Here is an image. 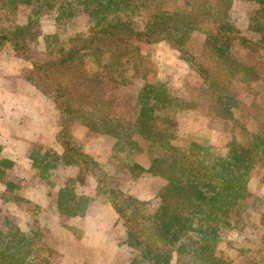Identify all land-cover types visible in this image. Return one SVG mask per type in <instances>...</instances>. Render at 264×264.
<instances>
[{
  "label": "trees",
  "instance_id": "obj_1",
  "mask_svg": "<svg viewBox=\"0 0 264 264\" xmlns=\"http://www.w3.org/2000/svg\"><path fill=\"white\" fill-rule=\"evenodd\" d=\"M175 2L143 0L141 8L151 10L149 20L134 30L125 23L109 21L115 4L126 9L132 0H0L1 10L26 7L30 12L26 24L0 30V56L6 51L16 58H27L35 46L43 50L42 60L32 61L33 76L27 80L52 95L59 113L57 140L63 150L59 153L53 148L34 147L30 158L38 169L40 183L55 194L60 215L84 217L91 201L78 193L76 184L59 187L57 170L73 167L79 170L78 184L84 185L90 176L96 182V196L110 198L125 229L128 264H173L176 255L200 264H232L229 255L218 251L221 230L240 221L238 210L249 195L251 174L264 148V136L248 133L245 141L234 138L222 150L194 140L180 142L169 127L173 117L191 107L188 101L144 89L139 95L144 120L133 123L114 117L102 98L105 57L110 59L114 83L123 86L146 73L142 45L167 42L216 94V115L238 127L237 95L252 82L264 88V0H189L186 9L179 12L170 8ZM238 2L253 5L248 14L249 28L259 37L255 41L242 37L233 22L231 13ZM43 18L51 19L54 30L40 36L34 27ZM79 19L87 23L88 34L68 36L66 26ZM192 34L205 35L209 48L230 69L234 68L233 75L241 85L239 92L230 93L225 86L214 83L209 71L189 53L185 45ZM235 41L253 55L249 65L236 62V57L234 60L230 50ZM255 108L253 118L264 130V105L256 101ZM73 120L121 137L140 134L150 142L154 151L145 171L164 182L158 192L161 206L157 213L149 215L144 201L116 187L99 156L75 143L69 131ZM1 151L0 146V182L7 192L14 193L18 188L12 178L14 163L2 157ZM13 197L14 202L20 200L15 194ZM30 206L28 211L35 218L30 234L22 231L0 206V264H55L58 252L45 241L37 223L38 208L32 203ZM188 240L191 245L187 247ZM239 263L256 264L243 257Z\"/></svg>",
  "mask_w": 264,
  "mask_h": 264
},
{
  "label": "rangeland",
  "instance_id": "obj_2",
  "mask_svg": "<svg viewBox=\"0 0 264 264\" xmlns=\"http://www.w3.org/2000/svg\"><path fill=\"white\" fill-rule=\"evenodd\" d=\"M142 1L132 0L130 6L126 9H123L119 3L115 4L109 15L110 23H125L128 27L134 28V30L142 28L149 20L151 12V10L141 8ZM147 1L154 3L155 0ZM186 2L188 3L189 0H176L175 3L170 5V8L172 7L178 12L184 11ZM252 7V3L238 2L235 4L231 15L235 26L239 29L240 35L255 41L259 37L249 28L250 17L248 13L252 10ZM29 15V9L26 7H21L16 11L0 9V30H12L19 25L26 24ZM88 29L87 23L82 19L71 21L66 26L68 36L78 33L88 34ZM34 30L42 36L43 34L51 33L54 30V24L51 19L43 18L38 21ZM142 46L146 55L144 64L146 73L143 78L132 79L127 85L119 86L114 83L112 79L113 70L110 68L108 56L102 61L101 76L105 81L102 98L107 101V106L114 117L123 118L133 123L137 120H144V117H141L139 95L144 89H154L181 98L191 104L188 110L179 113L171 119L169 130L171 134L178 136L180 142L194 140L206 146H213L222 150L234 138L245 141L248 133L264 136V130L259 127L257 121L253 118L256 101L261 106L264 105V88L261 83L253 84L252 82L249 85H245L241 93L237 95L239 105L236 113H238L240 119L237 120L239 125L238 127L235 126V128L232 124L233 122L224 120L216 115L215 107L218 101L216 94L203 84L201 77L189 67L181 53L173 49L167 42L144 44ZM185 48L189 53L195 55L197 61L201 62L209 71L210 78L214 83L221 84L222 87L225 86L224 89L230 93L240 91L238 90L239 80L233 75L232 70L234 68L230 69L224 60L209 48L206 44L205 35L192 34ZM230 51L233 53V58H237L236 62L238 63L249 65L253 59V55L242 47L238 41L232 43ZM42 52L41 46L38 45L28 52L27 58H16L6 51L0 56V93H6V87L10 90L15 99V102L10 104V108L14 107L15 110L18 108L19 103H23L22 100L27 99L25 101L26 106H28L27 111L32 114V119H38V121L36 120L37 124L32 123L31 125L29 124L30 120H26L28 116H22V125L28 130L31 129L29 126L38 128L40 127L39 125L46 122L51 123V125L59 123V113L53 106V99L50 93H35L34 98H23V94L28 95L33 91L24 83V79L33 76L32 61L42 60ZM18 98H21V100L19 101ZM13 115L14 112L10 109L6 118L11 119ZM69 131L75 143L85 152L99 156L101 164L104 165L103 167L109 176L114 179L116 187L129 192L132 188V179L135 178L137 182L140 179H144L142 182L144 184L141 187L150 191L153 196L149 201H144L147 204L145 208L149 215L159 211L161 203L158 201V192L164 182L162 179L145 171L149 168L151 162V151H154L149 141L140 136V134H133L128 138L96 131L87 126L82 120H73ZM35 146L34 143H31L30 150ZM66 168L60 167L57 170V179H60L63 185L76 184L78 190H82L84 186L77 183L79 170ZM16 192L18 193V191ZM16 192L14 194H17ZM10 194L14 196L13 193ZM108 200L111 201L110 198ZM7 203H4L0 197V206H2L4 214L12 218L30 234V224L35 220L34 216L21 213V216H17L15 215L17 210L12 207V203H16L14 205L31 210L32 206H30V203H26L24 200ZM244 206L247 208L245 211H243ZM262 207H264V148L261 150L257 165L251 174L249 195L238 210L240 221L230 229L224 228L221 230L218 251L229 255L234 260L232 264H240L242 257L256 264H264V219L263 221L261 220L262 226H257V221L252 222L250 220L249 224L244 227L249 214L254 210L262 209ZM242 212L244 213L242 214ZM256 217L259 218L258 216ZM67 220L68 218L63 217L61 224L66 230ZM45 225L46 223L41 225L43 227L40 225L39 227H41L48 245L54 249L56 248V243L63 246L61 250H57L58 255L55 264H75V260L69 261L70 256L67 257L69 262L66 259H62L66 250L73 249L75 252L72 253L74 257H86L83 255L86 252L82 251V247L78 245L80 242H73L81 237L79 231L73 230V226L78 228L77 225L68 227L67 231L72 232L62 237V239H58L54 235L53 230L46 228ZM112 231L114 235L112 233L111 235L114 238H112L113 240L108 249V257L103 264H128L129 251L127 247L122 248L124 230L122 227L116 226ZM185 245L187 247L190 246L191 241H186ZM95 257L96 261H92V264H99L102 257L99 255H95ZM181 258L182 256L176 255L173 259V264H200L190 258Z\"/></svg>",
  "mask_w": 264,
  "mask_h": 264
},
{
  "label": "crops",
  "instance_id": "obj_3",
  "mask_svg": "<svg viewBox=\"0 0 264 264\" xmlns=\"http://www.w3.org/2000/svg\"><path fill=\"white\" fill-rule=\"evenodd\" d=\"M24 83L33 91L28 95L23 94V98H34L35 93H42V91L34 83L27 80L26 78L24 79ZM5 89L6 93H0V146L2 148L1 156L9 159L14 163V172L12 173V178L16 179L18 184V188L16 189L18 193L15 191L17 193L15 194L16 197H18L20 200L28 201L36 206L38 208L37 212L39 211L37 215V223H39L40 226L46 223V228L50 230L52 229L54 235H56L58 239H62V237H65L72 232L67 231L71 225H77L78 228H75L76 226H73V230L76 229L77 231H79L81 237L77 241L73 242H80V244L78 245L79 247H82V251L86 252V254H83L86 257H74L72 253L75 252L73 251V249H71L65 251L62 259H66V261H68L67 257L70 256L71 258L69 261L75 260V264H92L96 261L95 255H99L100 257H102L99 264H103L105 259H107L108 257V249L111 245V241L113 240L112 238H114V236L112 237L111 235V233L114 235V232L112 231L114 227L117 226L123 228L124 232L122 248H126L124 242L126 234L122 220L119 218L114 209V206L106 196H96V182L92 177L87 176L86 183L84 185L80 184L84 186L83 189L79 191L77 186V191L79 194L81 193L91 198L86 215L84 217L68 218V220L66 221L68 223L67 230L63 228V225H61L63 216L58 213L54 203L55 199L53 196L55 194L53 192L50 193V189L47 188L46 185L40 183L38 169L33 165V160H31L30 158V154L33 150V148H31L30 150L31 143H34L36 145L35 147L44 148V150L53 148L57 152L62 153L63 149L57 140L60 126L58 124L56 125V123L51 125V123L46 122L45 124L39 125L40 127L38 128H34L32 126H29L31 128L29 130L26 129V127L24 128L22 125V116H28L26 120H30L29 124L31 125L32 123L37 124L38 119H32V114L27 111L28 106H26L25 103L27 99L22 100L23 103H19L16 110L14 109V107L10 108V104H13L15 102V99L14 96L10 93V90L7 87ZM18 99L19 101L21 100V98ZM10 109H12L14 115L11 116V119H7L6 116L10 112ZM68 168L73 167H67L66 169ZM74 173H76V171H74ZM57 180L59 187L65 186L62 184V182H60V179ZM143 180L144 179H140L137 182L135 178L132 179V188L128 193L139 200L149 201L153 196L150 194V191L145 190L143 187H141V185L144 184H142ZM6 190V186L0 182V197L3 199L4 203L8 202L7 204H10L11 202H14V197L11 196L10 192H7ZM256 200H258V198H256ZM14 204L16 203H12V207L13 209L15 208L17 210L15 215L21 216V213L23 215L26 214L29 216H33L32 213L28 210ZM246 209V206H244L243 211H245ZM243 213L244 212H242V214ZM262 215H264V207H262V209L252 211L247 217L244 227L249 224L250 220L252 222L257 221V226H262L263 223L261 222V220L263 221L264 219ZM256 216H258L259 218H257ZM32 224H34V222L30 224V228ZM20 228L22 231H25L21 226ZM62 248V244L56 243V250H61Z\"/></svg>",
  "mask_w": 264,
  "mask_h": 264
}]
</instances>
